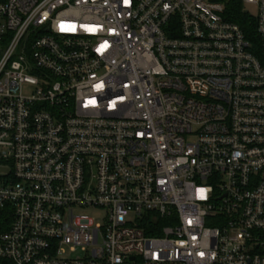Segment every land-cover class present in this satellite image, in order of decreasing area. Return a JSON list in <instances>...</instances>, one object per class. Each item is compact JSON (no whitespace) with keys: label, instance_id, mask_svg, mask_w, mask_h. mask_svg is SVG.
<instances>
[{"label":"built area","instance_id":"2783aa9c","mask_svg":"<svg viewBox=\"0 0 264 264\" xmlns=\"http://www.w3.org/2000/svg\"><path fill=\"white\" fill-rule=\"evenodd\" d=\"M240 2L253 39L219 0H0V264H264V0Z\"/></svg>","mask_w":264,"mask_h":264},{"label":"trees","instance_id":"16d2710c","mask_svg":"<svg viewBox=\"0 0 264 264\" xmlns=\"http://www.w3.org/2000/svg\"><path fill=\"white\" fill-rule=\"evenodd\" d=\"M224 3V16L238 24L247 32V36L253 39L254 27L248 22V16L242 10L240 0H219Z\"/></svg>","mask_w":264,"mask_h":264},{"label":"rangeland","instance_id":"374dc122","mask_svg":"<svg viewBox=\"0 0 264 264\" xmlns=\"http://www.w3.org/2000/svg\"><path fill=\"white\" fill-rule=\"evenodd\" d=\"M0 172L6 173L8 172V169L4 166H0ZM76 212L88 215L89 217H94L97 221H102L104 218V210L100 208H94V207L77 208Z\"/></svg>","mask_w":264,"mask_h":264}]
</instances>
